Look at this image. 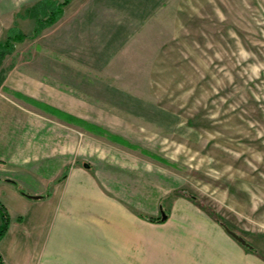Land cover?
<instances>
[{"label":"rangeland","instance_id":"obj_1","mask_svg":"<svg viewBox=\"0 0 264 264\" xmlns=\"http://www.w3.org/2000/svg\"><path fill=\"white\" fill-rule=\"evenodd\" d=\"M35 1L0 0V41L13 23L26 35L0 66V100L49 123L63 175L94 177L144 216L188 200L252 246L226 231L246 264H264V0H151L142 21L111 26L116 45L95 38L61 62L37 52L46 28L34 37L24 17ZM22 80L31 96L15 91Z\"/></svg>","mask_w":264,"mask_h":264},{"label":"crops","instance_id":"obj_2","mask_svg":"<svg viewBox=\"0 0 264 264\" xmlns=\"http://www.w3.org/2000/svg\"><path fill=\"white\" fill-rule=\"evenodd\" d=\"M135 1L70 0L60 19L38 37V54L61 62L94 47L95 38L107 39V46L115 38L116 45L112 25L133 24L134 12L142 21L156 9L157 0L153 8L151 0ZM98 23L104 34L93 31ZM23 82L15 91L31 96ZM39 121L30 109L0 100V204L10 217L0 240L4 264H246L245 250L222 224L199 214L188 200L175 201L169 213L160 207L166 216L161 220L136 214L77 169L63 177L66 166L60 171L54 158L55 136L45 129L49 123Z\"/></svg>","mask_w":264,"mask_h":264},{"label":"trees","instance_id":"obj_3","mask_svg":"<svg viewBox=\"0 0 264 264\" xmlns=\"http://www.w3.org/2000/svg\"><path fill=\"white\" fill-rule=\"evenodd\" d=\"M70 2V0H41L34 4L32 7L27 8L24 14V17H31L35 19V28L33 36L39 35L45 28L52 26L55 24L63 14L64 7ZM26 39V35L22 32L21 28L14 24L8 30V36L5 40L0 41V66L3 62L5 56L14 51L15 43L21 42ZM5 77L2 78V83L4 82ZM18 97L23 96L22 94H18ZM44 110H48L56 113L59 117L65 118V120L73 121L83 127L88 128H98L101 127L95 125L94 123L88 122L86 120L79 119L77 117L72 116L71 114L65 113L58 108H54L53 106H41ZM102 129V128H101ZM64 177L66 174L63 175ZM0 217L2 223L0 225V240L6 233L9 223L10 217L7 209L0 204ZM162 220V219H161ZM0 264L3 263L2 256L0 254Z\"/></svg>","mask_w":264,"mask_h":264},{"label":"water","instance_id":"obj_4","mask_svg":"<svg viewBox=\"0 0 264 264\" xmlns=\"http://www.w3.org/2000/svg\"><path fill=\"white\" fill-rule=\"evenodd\" d=\"M38 198L39 196H33ZM163 219H166V216H163ZM226 231L232 236L234 237L237 241H239L242 245L248 247V248H252V246L240 235H238L237 233H235L234 231L230 230L226 225H222Z\"/></svg>","mask_w":264,"mask_h":264}]
</instances>
